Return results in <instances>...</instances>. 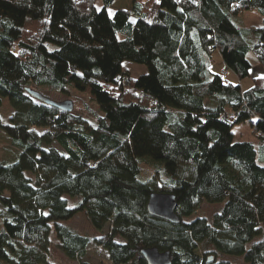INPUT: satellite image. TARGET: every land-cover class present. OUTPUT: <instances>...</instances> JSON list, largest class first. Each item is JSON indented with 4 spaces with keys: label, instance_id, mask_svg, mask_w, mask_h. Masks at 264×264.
Instances as JSON below:
<instances>
[{
    "label": "trees",
    "instance_id": "1",
    "mask_svg": "<svg viewBox=\"0 0 264 264\" xmlns=\"http://www.w3.org/2000/svg\"><path fill=\"white\" fill-rule=\"evenodd\" d=\"M115 1L0 0V106L12 107L0 131L19 149L0 159V264H51L52 231L69 259L83 256L89 238L62 224L80 211L107 225L93 241L112 264H146L144 247L169 250L171 264H264V166L232 133L248 122L264 149V75L244 88L210 69L214 51L240 81L247 51L263 64L264 0H131L110 15ZM252 9L263 25L249 47L230 17ZM27 87L84 93L93 122ZM152 192L175 195L178 224L148 214Z\"/></svg>",
    "mask_w": 264,
    "mask_h": 264
},
{
    "label": "rangeland",
    "instance_id": "2",
    "mask_svg": "<svg viewBox=\"0 0 264 264\" xmlns=\"http://www.w3.org/2000/svg\"><path fill=\"white\" fill-rule=\"evenodd\" d=\"M97 5L98 7H100L99 2H97ZM129 5H130V0H116L115 3L108 8V13L112 15L115 9L129 7ZM230 19L232 23L244 33L249 47H252L258 40L257 29L262 27L263 25V17L259 13V11L256 9L244 10L237 15H232ZM117 36L118 38H122L121 33H117ZM245 56L246 59L250 62L251 68H250L249 76L244 78L240 82L244 88H247L252 84L253 77L264 75V67L263 64L255 56L252 50L247 51ZM122 68L128 71L134 77L144 74L147 71L144 65H140L130 61H124L122 63ZM223 68L224 65H222L218 51H214L212 53V60L210 63L211 71L215 73H219L220 69ZM227 73L228 75L223 76V78L226 80L232 79L233 81H235L233 71L227 69ZM71 92L73 98H68V97L65 98L61 93L55 91H45V94L43 93L42 94L55 101L70 99L73 102V100L75 99L76 102L75 103L73 102V109L75 108L74 110H76V112L82 113L84 117L88 118L91 122H93V118L85 113H87L88 108L93 109L94 111L97 112V105L90 102L84 93L78 92L73 88H71ZM98 112L100 113L99 110ZM11 113H12V107L8 99L2 98V103L0 106L1 120L3 122H8V117ZM38 131L39 133L42 132V130H38ZM232 133H233L234 141H251L254 144L255 149L257 151L256 161L259 165L264 166V157H263L264 149L260 147L261 142L258 136L255 133H253L249 123L242 122L235 124L232 127ZM51 146L56 148L61 153H64L63 149L57 143H53L51 144ZM18 151L19 149L11 144V140L4 133L0 131V159H6L7 161L11 162L15 160ZM5 157H7L8 159ZM150 171L151 169L149 170V172ZM140 178L145 179L143 178V175H140ZM64 198L67 199L69 206H74L75 201L72 199L70 195H64ZM224 201L225 200L214 203L203 202L201 208L196 210L189 218L196 216L209 217L213 212L221 210ZM62 224L65 225L68 229H70L73 233L87 236L90 242L83 256L75 260H71L59 248L54 232L52 231L50 233L52 244L50 246V252L48 257V260L51 264H78L82 260H86L94 264H99V263L112 264L108 259L107 252L105 251V249L95 245L93 241L95 237L107 231V225H105L102 230H97L96 228L93 227L90 218L86 215L84 211L78 212L72 218L63 221ZM0 227H1V223H0ZM197 252L201 253L199 248L197 249ZM223 258L231 260L233 264H243V259L238 256L224 255Z\"/></svg>",
    "mask_w": 264,
    "mask_h": 264
},
{
    "label": "water",
    "instance_id": "3",
    "mask_svg": "<svg viewBox=\"0 0 264 264\" xmlns=\"http://www.w3.org/2000/svg\"><path fill=\"white\" fill-rule=\"evenodd\" d=\"M26 92L34 99L59 110L65 112H71L73 110V102L70 99L55 101L28 87L26 88ZM176 205L177 202L174 194L168 192H152L149 195L146 209L148 214L153 217L166 220L172 224H178L180 222V217L175 211ZM140 253L146 264H171V253L169 250L159 251L156 247H144L140 249ZM211 259L212 258H208L207 261L209 262Z\"/></svg>",
    "mask_w": 264,
    "mask_h": 264
},
{
    "label": "crops",
    "instance_id": "4",
    "mask_svg": "<svg viewBox=\"0 0 264 264\" xmlns=\"http://www.w3.org/2000/svg\"><path fill=\"white\" fill-rule=\"evenodd\" d=\"M131 0H130V5H129V7H125V8H130V6H131ZM220 60H221V58H220ZM222 62V61H221ZM222 65H223V62H222ZM222 68V67H221ZM222 69H220V71H221ZM233 74H234V77H235V81H233L232 79H227L228 81H230V82H233V83H240V85L242 86V84H241V82H240V80H238V78H237V76H236V74L233 72ZM226 75H228V73L226 74ZM225 75V76H226ZM243 87V86H242Z\"/></svg>",
    "mask_w": 264,
    "mask_h": 264
},
{
    "label": "built area",
    "instance_id": "5",
    "mask_svg": "<svg viewBox=\"0 0 264 264\" xmlns=\"http://www.w3.org/2000/svg\"><path fill=\"white\" fill-rule=\"evenodd\" d=\"M144 1L145 2H151V1L159 2L160 0H144ZM220 74H221L222 77L227 74V67L226 66H224V68L220 71ZM230 115H232V114L230 113Z\"/></svg>",
    "mask_w": 264,
    "mask_h": 264
}]
</instances>
